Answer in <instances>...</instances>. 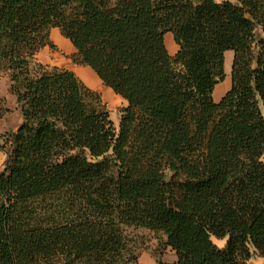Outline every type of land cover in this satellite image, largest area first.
I'll use <instances>...</instances> for the list:
<instances>
[{
	"label": "trees",
	"instance_id": "1",
	"mask_svg": "<svg viewBox=\"0 0 264 264\" xmlns=\"http://www.w3.org/2000/svg\"><path fill=\"white\" fill-rule=\"evenodd\" d=\"M54 29L128 104L119 130L38 61ZM0 73L23 117L0 137V264H137L128 229L166 239L157 264L264 258V0H0Z\"/></svg>",
	"mask_w": 264,
	"mask_h": 264
},
{
	"label": "rangeland",
	"instance_id": "2",
	"mask_svg": "<svg viewBox=\"0 0 264 264\" xmlns=\"http://www.w3.org/2000/svg\"><path fill=\"white\" fill-rule=\"evenodd\" d=\"M217 2L236 0H216ZM173 39V45L177 46ZM169 45V39L166 41V45ZM175 43V44H174ZM76 53H69L67 50L57 49L53 50L47 48L43 50L39 56L38 61L53 68H59L63 70H70L77 74V76L93 91L100 95L103 104L110 112L111 120L113 121L115 128L119 130L120 121L122 118L123 110L128 104L121 99L117 98V95L106 86L103 85L99 77L90 68L81 66L75 63ZM227 71H229V62L227 64ZM97 78L99 80H97ZM231 82V78L224 83L222 87H228ZM12 83L10 76L5 73H0V137H6L16 132L23 123V117L21 110L18 107L17 99L12 92ZM3 141V140H1ZM127 237L131 243V246H136L135 252L138 254L143 250L151 249L153 241H157L162 247L165 241L161 234H155L153 232L142 229H128L126 231ZM218 248L223 249L227 244V239L218 240L214 239ZM160 248V247H159ZM250 264H264L263 257H254Z\"/></svg>",
	"mask_w": 264,
	"mask_h": 264
},
{
	"label": "crops",
	"instance_id": "3",
	"mask_svg": "<svg viewBox=\"0 0 264 264\" xmlns=\"http://www.w3.org/2000/svg\"><path fill=\"white\" fill-rule=\"evenodd\" d=\"M172 36L173 35L170 33L167 34L165 36V42L169 39V45L167 43L166 46L168 48L170 55L174 57L178 53L179 47L173 45ZM51 38H52L54 44L58 48H60L61 50H67L69 53H76V49L73 47V45L71 44L70 41L66 40L61 35L60 30L54 29L51 33ZM234 56H235V53L233 51H228L225 54V72L227 75L225 82L228 80V78L232 79V67H233V62H234ZM228 62H229L230 73H228V71H227ZM97 80H99V79L97 78ZM225 82H223L222 84L218 85L215 88L213 97H214V101L216 103H220L232 88V81L230 82V84L227 88L222 87V86H224ZM117 98L123 100L119 96H117ZM6 159H7V155L4 152H0V173L4 170V163H5ZM152 246L153 247L151 249L143 250L140 253L139 262L137 264H157V257L155 256V252L159 249L160 245H159V243H157V241H153ZM162 260L166 263L174 264L178 261V257L176 255V253L173 252L171 249H167L162 256Z\"/></svg>",
	"mask_w": 264,
	"mask_h": 264
},
{
	"label": "bare ground",
	"instance_id": "4",
	"mask_svg": "<svg viewBox=\"0 0 264 264\" xmlns=\"http://www.w3.org/2000/svg\"><path fill=\"white\" fill-rule=\"evenodd\" d=\"M175 44V43H174Z\"/></svg>",
	"mask_w": 264,
	"mask_h": 264
}]
</instances>
